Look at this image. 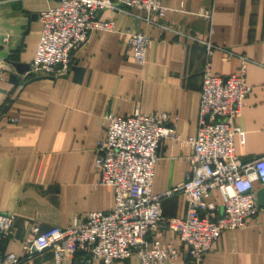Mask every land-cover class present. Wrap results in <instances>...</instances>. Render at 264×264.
<instances>
[{
    "label": "crops",
    "instance_id": "obj_1",
    "mask_svg": "<svg viewBox=\"0 0 264 264\" xmlns=\"http://www.w3.org/2000/svg\"><path fill=\"white\" fill-rule=\"evenodd\" d=\"M61 0H0V60L16 70L0 82V213L15 216L14 235L0 241V256L21 255L26 240L51 227H68L90 213L112 211L114 192L98 186L97 143L107 134V117L167 113L177 117L176 136L198 131L207 51L192 39L225 49L214 51L213 74L238 75L248 59L252 91L234 123L236 153L243 162L264 156V0H163L165 18L149 24L113 16L116 32H97L74 57L66 77L26 76L41 38V13ZM213 12L212 21L200 16ZM112 16L100 13L101 19ZM165 27V29L161 28ZM125 32L147 34L146 64L137 65ZM73 67V68H74ZM16 121V122H14ZM164 139L158 150L153 190L161 195L185 181L192 149ZM209 201L220 205L218 193ZM167 219H186L187 202L175 193L162 202ZM163 246L179 250L174 264H192L177 234L164 229ZM47 250L21 264H54ZM138 257L115 264H138ZM63 264H85L67 257ZM92 264H100L93 262ZM201 264H264V210L242 230L225 231Z\"/></svg>",
    "mask_w": 264,
    "mask_h": 264
},
{
    "label": "built area",
    "instance_id": "obj_2",
    "mask_svg": "<svg viewBox=\"0 0 264 264\" xmlns=\"http://www.w3.org/2000/svg\"><path fill=\"white\" fill-rule=\"evenodd\" d=\"M104 11L112 16L101 19ZM169 12L163 0H61L39 17L41 38L26 76H68L75 55L93 34L116 32L113 16L154 24L153 15L165 18ZM199 15L213 19L211 11ZM124 35L134 62L144 66L152 39L143 33ZM192 40L207 51L196 136L181 141L176 136L177 117L167 113L144 114L137 109L130 117L109 115L106 137L97 143L95 165L98 186L114 192L112 211L93 212L85 221L77 219L68 227L41 231L24 242L21 255L0 256V264H21L47 250L54 252V264L77 254L85 257V264H115L133 255L138 264H174L179 250L162 245L164 229L177 234L192 264H201L225 231L246 229L257 220L264 210L257 199V191L264 189V156L246 163L237 156L235 137L241 131L234 125L252 91L247 82L251 61L242 57L238 75L219 77L213 74L211 58L214 51L225 49ZM15 73L11 63L0 60V82L12 81ZM164 139L181 141L192 149V155L185 181L158 195L153 186ZM214 192L220 205L209 201ZM175 193L186 198V219L163 215V200ZM14 232L15 216L0 213V241Z\"/></svg>",
    "mask_w": 264,
    "mask_h": 264
},
{
    "label": "water",
    "instance_id": "obj_3",
    "mask_svg": "<svg viewBox=\"0 0 264 264\" xmlns=\"http://www.w3.org/2000/svg\"><path fill=\"white\" fill-rule=\"evenodd\" d=\"M73 70L75 71V73H77L76 76L80 78L82 70L76 66L73 68ZM257 199L259 207L264 209V189H260L257 191Z\"/></svg>",
    "mask_w": 264,
    "mask_h": 264
}]
</instances>
